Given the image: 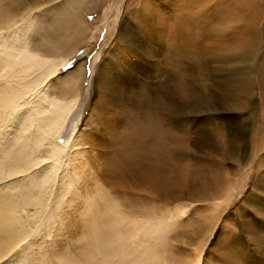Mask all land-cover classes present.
I'll use <instances>...</instances> for the list:
<instances>
[{"label": "bare ground", "instance_id": "6f19581e", "mask_svg": "<svg viewBox=\"0 0 264 264\" xmlns=\"http://www.w3.org/2000/svg\"><path fill=\"white\" fill-rule=\"evenodd\" d=\"M91 1L101 0H0V90L4 91L7 103L28 105L13 125L15 129L0 141V151H3L0 156V264L16 253L19 254L11 264L175 263L169 259L172 249L166 235L169 220L172 218L175 223L176 213H185L188 205L183 206L182 202H194L198 192L195 172L183 165V159L190 153L196 159L192 161L194 170L208 163L203 155L221 159L216 149L211 153L196 151V141L179 131L187 133L188 126L195 123L185 122V118H191H181L179 111L181 101L193 99L195 86L191 76L186 82L181 76H174L172 87L159 97L145 96L146 76H136L132 83L141 98L135 100L129 96H134L133 92L121 95L118 100L123 102L113 114L107 104L116 101L115 97L110 99L108 93L105 104L100 89H96V84L108 80L102 73L91 76L85 91L78 84L83 77L80 65L64 74L58 72V66L75 52L88 31L84 10L94 6ZM157 1L137 0V16H143L144 11L152 15L151 19L162 30V34L157 32L162 39L160 43H164L163 48L169 51L173 63L181 65L177 60L184 57L187 60L183 63L189 70L203 52L200 40L207 42L206 51L220 48L244 51L255 42L260 22L264 29V13L258 0H231L235 5L229 7L230 11L219 9V2L212 5V0H183V5L181 0H175L170 9L165 0ZM153 4L155 10L151 9ZM169 10L174 12L171 16ZM214 35H218L217 40ZM141 42L142 39L133 42V48L141 46ZM261 61L264 65V53ZM109 67L110 63L107 70L101 67L103 74ZM43 81L44 92L39 97H31ZM51 86L58 87L60 99H54L47 92ZM102 87V92L110 90L109 84ZM82 93L87 97L84 106L77 108L75 103ZM71 111L73 117L68 119ZM119 111L123 112V118L118 120ZM137 114H140L138 119ZM89 120L96 125L84 140L80 131L83 124L88 126ZM215 126L212 124L213 133L218 128ZM62 131L63 146L57 142ZM223 132L222 127L217 130L216 141L222 147ZM85 143L96 150L89 153L92 164H95L93 158L101 161L102 182L113 184L115 191L121 189L120 184L123 188L130 185L126 189L128 196H110L107 187L94 176L95 165L89 170L91 173L84 170L79 159ZM65 147L75 149L64 153ZM60 154H68L71 166L66 165L65 159H59ZM35 166L39 169L35 170ZM229 182L230 186L225 189L228 194L233 185ZM150 194L153 200L149 199ZM226 194L223 193L222 199H228ZM159 197L164 201L174 198L182 201L168 206ZM218 203L216 200L210 203V209H216ZM209 213L208 220L211 215L216 218V213ZM40 253L43 256L36 261L33 257Z\"/></svg>", "mask_w": 264, "mask_h": 264}, {"label": "rangeland", "instance_id": "374dc122", "mask_svg": "<svg viewBox=\"0 0 264 264\" xmlns=\"http://www.w3.org/2000/svg\"><path fill=\"white\" fill-rule=\"evenodd\" d=\"M157 2L159 3V0ZM176 2L175 0H165V5L170 9ZM181 2L183 5V0ZM210 2L212 5L214 2H219L221 6L219 9L223 8L227 11L232 10L231 8L235 5V2L231 0H212ZM89 3H94V6L89 7V5L84 10L85 22H89L88 31L81 39L75 52L58 66V72L64 74L76 65H80L83 77L78 84L85 91H87L91 76L95 73L99 76L102 73L101 76L107 77L108 80L97 82L96 89H100L101 98L105 100V104L108 93H110L108 96L110 99L115 97L116 101L107 104L109 108L113 109V114L116 109H120L118 105L123 102L118 100L121 95L127 96V92H133L134 96L136 94L135 97L128 95L135 100L141 98L140 93L132 83L136 76H146L147 84L141 88L145 89L146 87L145 96L152 97L162 96L166 90L170 89L174 83V76H181L183 82H186L187 78L191 76L193 87L195 86L193 92L196 94L193 93V102L192 100L190 102L189 100L188 102L181 101L180 105L182 106H179V111L181 118L184 119L183 116L191 118H185V122L195 123L188 126L187 133L179 131L187 135L190 140L196 141V151L211 153L213 149H216L215 151H219L218 156L221 155V159H219L221 161L209 157L210 154L203 155L204 160H208V163L196 167V170L192 164V161L196 159L190 153L183 159L185 160L183 165H187L189 169L195 172L194 181L198 192L194 202L190 203L189 200L182 202L183 206L188 205L185 207V213H176L177 220L175 223H173L172 218L169 220L170 227L166 231L168 245L172 248L169 259L171 261L174 259L175 263L178 264H264V65L261 61L264 53V29L261 22L256 32L255 42L244 51L222 48L206 51L207 44L205 43L207 42L200 40L199 44L202 45L200 47H204L203 52L195 58L193 66H189L192 69L189 70L183 63L187 60L184 57L177 60L182 63L181 65L173 63L169 51L163 48L164 43L161 44L160 34H162V30L151 19L152 15L150 13L148 15L144 11L143 16H137L139 14L138 8H136L137 0H101ZM154 4L152 10L156 8L153 7ZM258 4L262 5L264 13V0H258ZM173 13L172 10H169L170 16ZM237 25L238 22L235 21V26ZM236 28L239 29L238 26ZM214 36L217 40L218 35ZM138 39H142L141 46L133 48V42H137ZM112 56L113 58L108 62ZM139 61L144 62L140 63ZM109 63L108 71L103 74L101 67L103 66L107 70ZM98 68H100L99 72ZM105 83L109 84L110 90L102 92V86ZM44 86V81L38 84L31 97H39L44 92ZM179 89L185 91L183 86H180ZM47 92L54 99L58 97L57 86H51ZM85 97L87 96L82 93L78 98L75 103L77 108L84 106ZM95 97L96 95L93 98L96 99ZM60 98L61 96L57 99ZM178 102L180 103L179 100ZM138 106L141 107V105ZM104 112L108 114L107 110ZM87 114L88 112H85L86 116ZM118 114V120L123 118L122 111H119ZM139 115H136V119ZM67 117L71 119L73 112H69ZM87 117H85V121ZM212 124L216 125L214 128L218 127L216 133L214 132L215 134L211 129ZM95 125L96 123L91 120H89L88 126L82 125L80 133L84 140L87 138L89 130H92ZM84 126L85 129H83ZM220 127L224 131L222 137L225 140L224 147L221 146V143L216 142L218 141L217 137H219L217 130ZM13 129L15 128H12L11 131ZM63 134L64 131L60 132L57 137V142L62 146ZM184 141L181 142L182 145ZM83 146L79 160L84 170L91 173L89 170L93 169L92 167L95 165L96 174L94 176L98 177L99 182L107 187L110 196L118 197L119 194L128 196L127 190L129 189L127 188L130 185L123 188L124 185L120 184L121 189L115 191L112 190L113 184L102 182L99 168L101 161L93 158L95 164L94 162L92 164L91 159H89V153L96 150L92 149L91 144L85 143ZM73 149L75 148L65 147L62 152L65 153L67 150L69 153ZM67 155L62 156L60 154L59 159H65V162L68 163L66 165L71 166L70 157ZM34 169L37 170L39 167L35 166ZM232 170L234 173H231ZM230 180L233 185L228 194L225 189L230 186ZM223 193H227V200L222 199ZM149 199L153 200L154 196L150 194ZM158 199L168 206L182 201L179 198L165 199V201L161 197ZM215 200L219 202L216 209H210V203ZM167 208L165 211L163 210L164 213L167 212ZM206 211V214H211L209 211L212 214L216 213V218H211L213 217L211 215L208 220V216L204 214ZM26 263L29 264V262Z\"/></svg>", "mask_w": 264, "mask_h": 264}, {"label": "snow or ice", "instance_id": "6c2138e0", "mask_svg": "<svg viewBox=\"0 0 264 264\" xmlns=\"http://www.w3.org/2000/svg\"><path fill=\"white\" fill-rule=\"evenodd\" d=\"M28 109V105H16L7 103L4 98V91L0 90V141L4 140L8 133L12 130L13 125L17 122V119L21 112ZM14 139V138H13ZM3 155V151H0V156ZM19 253L14 254L12 257L6 258L3 264H11V261L15 260ZM43 253L33 257L36 261H39Z\"/></svg>", "mask_w": 264, "mask_h": 264}]
</instances>
